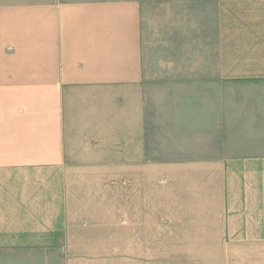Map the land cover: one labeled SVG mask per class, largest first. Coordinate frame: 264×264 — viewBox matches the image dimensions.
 Returning a JSON list of instances; mask_svg holds the SVG:
<instances>
[{"label": "crops", "instance_id": "obj_1", "mask_svg": "<svg viewBox=\"0 0 264 264\" xmlns=\"http://www.w3.org/2000/svg\"><path fill=\"white\" fill-rule=\"evenodd\" d=\"M175 3L198 56L176 73L200 89L172 91L180 220L164 221L141 0H0V264H264V0ZM121 167L122 211L80 195L76 171Z\"/></svg>", "mask_w": 264, "mask_h": 264}, {"label": "rangeland", "instance_id": "obj_2", "mask_svg": "<svg viewBox=\"0 0 264 264\" xmlns=\"http://www.w3.org/2000/svg\"><path fill=\"white\" fill-rule=\"evenodd\" d=\"M143 10V58L144 74L146 84L144 93L146 95L145 105L147 106V122L149 125L162 128V133H157L163 137L162 140L149 143L148 153L150 160L158 162L149 165L148 170L151 176L157 175L155 179H150L151 190L157 191L159 196L152 197V204L160 205L165 211L154 212L156 220L177 221L179 217L175 137L171 127L173 121L172 91L198 90L199 82H182L177 73L182 71L184 60L197 59V40L194 20L181 18L178 14L180 4H167L166 0H141ZM173 9V11H172ZM168 11V14H167ZM194 32V33H193ZM191 71L193 67H190ZM183 75V73H182ZM189 78V77H188ZM179 82V83H178ZM176 83V84H175ZM154 146V147H153ZM141 169L140 167H137ZM132 168L136 174V169ZM125 167L89 169L78 172L77 177H83L78 188L80 195L85 198L89 194L97 197L92 207L108 209L111 208L109 199L114 203V207L121 209L127 207L125 192L127 189ZM118 179H113V176ZM103 177L104 180L91 182L89 178ZM117 182V183H115ZM138 184H142L139 182ZM91 188V189H90ZM86 192H85V191ZM117 194H119L118 198ZM90 203H83L88 204ZM90 211V210H89ZM122 221L127 218L121 214ZM111 222L110 216L88 217L82 220V224L100 222L104 224ZM109 222V223H110ZM172 245V244H171ZM170 245V246H171ZM177 246V245H173ZM159 246H155V249ZM157 250V249H156Z\"/></svg>", "mask_w": 264, "mask_h": 264}]
</instances>
